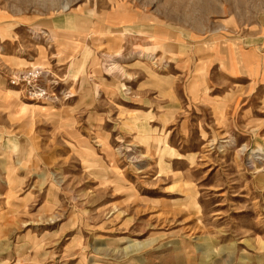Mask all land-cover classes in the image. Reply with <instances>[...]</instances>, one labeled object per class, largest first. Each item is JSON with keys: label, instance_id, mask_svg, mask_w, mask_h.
Instances as JSON below:
<instances>
[{"label": "rangeland", "instance_id": "1", "mask_svg": "<svg viewBox=\"0 0 264 264\" xmlns=\"http://www.w3.org/2000/svg\"><path fill=\"white\" fill-rule=\"evenodd\" d=\"M0 264H264V0H0Z\"/></svg>", "mask_w": 264, "mask_h": 264}, {"label": "crops", "instance_id": "2", "mask_svg": "<svg viewBox=\"0 0 264 264\" xmlns=\"http://www.w3.org/2000/svg\"><path fill=\"white\" fill-rule=\"evenodd\" d=\"M124 16V15H123ZM112 23V22H111ZM157 33V35L155 36V41H159L160 39H158L160 36H159V34H158V32H156ZM80 36H81V34H80ZM87 40V39H86ZM262 60H260L259 62H261ZM263 64V63H262Z\"/></svg>", "mask_w": 264, "mask_h": 264}, {"label": "built area", "instance_id": "3", "mask_svg": "<svg viewBox=\"0 0 264 264\" xmlns=\"http://www.w3.org/2000/svg\"><path fill=\"white\" fill-rule=\"evenodd\" d=\"M35 94H37V93L35 92ZM35 96H39V95H35Z\"/></svg>", "mask_w": 264, "mask_h": 264}]
</instances>
